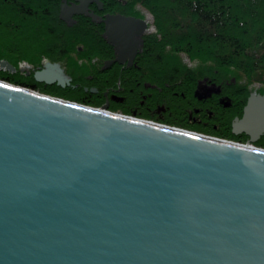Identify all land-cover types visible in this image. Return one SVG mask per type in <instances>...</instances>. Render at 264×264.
Returning a JSON list of instances; mask_svg holds the SVG:
<instances>
[{
	"label": "water",
	"instance_id": "95a60500",
	"mask_svg": "<svg viewBox=\"0 0 264 264\" xmlns=\"http://www.w3.org/2000/svg\"><path fill=\"white\" fill-rule=\"evenodd\" d=\"M165 127L0 83V264H264V149Z\"/></svg>",
	"mask_w": 264,
	"mask_h": 264
},
{
	"label": "rangeland",
	"instance_id": "374dc122",
	"mask_svg": "<svg viewBox=\"0 0 264 264\" xmlns=\"http://www.w3.org/2000/svg\"><path fill=\"white\" fill-rule=\"evenodd\" d=\"M58 1L60 0H53L51 1L49 4L50 6L53 7V17H52V21L54 23L57 24V26H55L56 28H58L61 32L62 29H65V27H63L65 25V23L59 21V3L56 4ZM124 1H131L132 3H134L136 5L135 8H137L138 13L140 18L142 19L143 22L146 23V25L152 24L151 27L148 29V31H150L153 34H159L158 29L156 28L155 25V17L153 15L152 10H148L145 6V4H143V2L140 0H124ZM238 5H241L240 0L238 2ZM134 8V9H135ZM111 13V12H109ZM113 13V12H112ZM132 13V11H131ZM131 13H129V15H131ZM133 14V13H132ZM110 16H114V15H122L124 17V14H109ZM136 16V15H135ZM137 17V16H136ZM135 17V18H136ZM139 18V17H138ZM139 18V19H140ZM247 23L249 24L248 26H250L249 20H246ZM17 22V21H14ZM170 24L168 25L169 28V32H172V34L174 35L175 31L180 30L182 28L181 25H179V23H177V27L174 26L175 22L174 20L169 22ZM0 27H2V25L0 24ZM173 27V28H172ZM14 25H10L9 29L12 30L9 33L7 32L8 36L2 37L0 38V49H2V51H0V59H2V56L7 57L8 59L6 60H0L1 61H6L9 64H11L16 70L18 69V74L15 75H9L4 73L5 75L0 74V79L4 80L3 78H5L6 80L11 79L12 82L11 83L12 86L14 87H18V83L17 82H23L26 79V73L22 74L20 73V69H30V67L36 69L38 67L43 68L45 65L47 64H58L60 66V68H64L66 70V73L68 76H66V79L68 81H64V86H58V84H55L51 87H48L47 89L44 88L43 85H39L36 88V91L44 94V95H48L50 97L56 98V99H60L63 101H68V102H73V103H77L78 105H82L88 108H104L107 107L108 111H111L113 114H118V115H122V116H127V117H133L139 120H144V121H148V122H152L155 123L157 125H162V126H166L169 128H173V129H178V130H183L186 132H190V133H194V134H198V135H202L205 137H209V138H214V139H219V140H225V141H229V142H236V143H242V144H249L252 143V145H254L257 148H261L264 149V135H262L258 140H256L255 142H252V138L247 135V136H234L233 132V123L232 122V118H234L235 116L239 115L238 117L242 116V113L239 112L238 114L233 115L229 120H219V119H215V118H209L205 117V118H200L201 116L200 114L195 113V111H193L196 106L195 105H191L189 106L190 109V113H186L184 114V116H186L187 118L183 117V116H167V115H158V114H154L150 113L149 115H146L147 117H143V115L145 114H141V115H133L130 112H127L126 110H124L122 107H120L117 104H111L110 103V95H107L106 97H104V93H106V89L103 88V90L101 91L103 94H101V96L99 98H90L87 99L86 94L83 90H84V86H82V81L85 79V74L90 73V62H91V58L90 54H88L87 56L83 53V52H79V50H81V48H85L87 47L86 44L88 45V40H86V37H83L81 35V39L77 40V38L75 37L74 40H77L74 43H69L68 45H66V40L65 38L67 37H57L55 44L58 45L57 48L49 50L46 48H44V44H40L35 43V42H28L29 39H27V41H25L24 37L22 39V34L20 31H15L14 32ZM247 29H249V31L251 33L253 32L251 31L250 27H246ZM147 31V30H146ZM174 31V33H173ZM21 35H20V34ZM75 33V29H72L71 34ZM145 33V32H144ZM167 33V32H166ZM165 33V35H166ZM27 35L29 36V33H27ZM32 36V35H31ZM144 36V34L142 35ZM22 40H24V46L23 51L26 52V55L24 57V59H22V56L20 55H11L8 54V50H6L7 47H10V49L14 50L16 49L18 46H20V44L22 43ZM141 49L139 48L140 53L143 54L140 57V60H138L139 66L142 68V74L143 71L144 73L146 72L148 76H146L144 74V83H148L147 85H150L153 82L154 77H152L151 74H149L148 69L150 68L149 65V61L150 62L154 61L156 55L158 54V52L161 51L162 48H157V47H153L151 49H147L146 48V42L147 40H143V38H141ZM65 42V44L63 43ZM68 42V41H67ZM64 44V45H63ZM157 44H159L157 42ZM154 46V45H153ZM66 47V48H65ZM250 47V45H249ZM248 47V49H249ZM26 48V49H25ZM168 49L171 50V48L173 49V47H167ZM256 49V45L253 47ZM9 49V48H7ZM67 51V55L63 56L62 55V50ZM179 55H177L175 58L174 57H168L170 55H174V54H170L167 55L168 59H167V63H170L169 66H167V64L165 66H162V70L159 71L157 66L153 65V71H157L159 72V75L161 74H165L167 76L173 77L172 82L168 83L170 86L167 85H163L160 83V85H158L160 88L162 89H168V90H172L171 92V96L173 97H179L177 98V100H180V97L182 96V94L188 98L191 96L192 100H205L208 98H211L212 93H210L212 90L210 89V87L207 85V81L210 80H215L216 82L219 84V86L223 85L225 82L231 83V81H234V85L235 88L238 87V85H241L242 83H244V85H248V90L244 93H242V95H231L229 93V91L227 93L229 94H221L222 99L220 100H244V105L245 107L248 105L249 103V99L251 98L252 95H259V96H264V81L263 80H257L254 82L249 83V81L245 78V75H242L240 73V70H238L237 68V63L238 61V57L232 58V61L230 62V64H228V60L222 61L221 59H219L218 57H215V55L212 54H204L198 57H191L189 54H187L186 52H182V53H178ZM165 55V53H164ZM20 56V57H19ZM13 58V59H12ZM15 59H21L22 61L20 62V60L18 61V63L16 64L15 62H10L9 60L11 59L12 61H14ZM135 61L134 59H131L130 61H128V66H132L133 63ZM256 61V60H255ZM264 61V60H257V63H260ZM62 62V64L60 63ZM61 65H60V64ZM44 69V68H43ZM43 69H41L40 71H42ZM78 71V72H75ZM176 71H179L178 73H176ZM66 73L64 75H66ZM176 73V74H175ZM192 73V74H190ZM221 73V74H220ZM214 74V75H212ZM220 74V75H219ZM9 75V76H7ZM89 75V74H88ZM189 75L193 76L192 79H189ZM219 75V77H218ZM7 76V77H6ZM82 76L81 80H78L79 77ZM33 79V77H31ZM74 79V82H72V79ZM191 81V82H190ZM248 83V84H247ZM191 84V86H190ZM173 86V87H172ZM111 87V86H110ZM171 87V88H170ZM28 89V88H27ZM96 88H94L95 90ZM187 89L190 91V93H188L186 95ZM206 89H209L208 91H206ZM218 93L220 92L221 87H218ZM88 90V89H87ZM141 92L144 93V96L147 95L148 91L145 90L144 86L142 85L141 87ZM90 91V89H89ZM118 91V90H116ZM151 93V92H150ZM203 93L206 95L205 97H203ZM115 97H118L119 94L118 93H113L112 94ZM165 95V93H164ZM163 95V97H164ZM229 95V96H227ZM231 95V96H230ZM218 96H216V100H218ZM86 97V99H85ZM166 98V97H165ZM88 100H94L91 102H87ZM96 100H99L96 102ZM175 103V101H174ZM243 105V106H244ZM174 107H176V105H174ZM215 108L217 110H221L223 107L219 104H217L215 106ZM264 109V107H263ZM122 110V111H120ZM245 110V109H244ZM222 111V110H221ZM219 111V112H221ZM244 115V113H243ZM179 117V118H178ZM216 117V116H215ZM199 121H204V124L201 123V125H198L197 123H199ZM223 122V123H222ZM256 123H260V120H256Z\"/></svg>",
	"mask_w": 264,
	"mask_h": 264
},
{
	"label": "trees",
	"instance_id": "16d2710c",
	"mask_svg": "<svg viewBox=\"0 0 264 264\" xmlns=\"http://www.w3.org/2000/svg\"><path fill=\"white\" fill-rule=\"evenodd\" d=\"M51 1L53 0H0V24L2 25L0 38L8 36L7 32L12 33L9 26L14 25V32L20 31L22 39L24 37L25 41L29 39L28 42L35 43L38 41V43L44 44V48L47 46L49 50L58 47L55 44L57 37L67 36L65 38L66 45L80 40L79 33L81 31L75 30V33L71 34L72 29L65 25L62 32L55 27L57 24L52 21L53 7L49 4ZM141 1L148 10H152L159 32L158 35L154 34L153 38L146 39V48H162L154 61L148 60L149 74L152 75L153 65L157 66L159 71L162 70V66L166 64L169 66L168 57L175 58L179 55L178 53L186 52L191 57L209 53L220 57L219 59L222 61L228 60V64L232 58L238 57L240 61L237 63V68L242 75H245L249 83L257 80L264 81V61L261 64L256 62L264 60V0H240L241 5H238L239 0ZM171 20H174L175 27H177V23L182 26L175 33L173 31L174 35L169 32L168 28ZM246 20H249L250 26ZM246 27H250L252 32L256 31L251 33ZM75 37L77 40H74ZM23 42L24 40L14 50L7 47L9 48H6L8 54L20 55L24 59L26 52L22 49ZM65 42L63 43L65 44ZM255 45L256 49L253 48ZM167 47H170L171 50ZM67 54L65 49L62 50L63 56ZM167 55L170 56L167 57ZM5 59L8 58L2 56L0 60ZM19 60L22 61L15 58L14 61L11 59L9 61L17 64ZM178 72L176 71V73ZM189 78L192 79L193 76L189 75ZM7 81L12 82L11 79ZM17 83L20 86L36 90V87L26 85L25 81ZM248 87L242 83L236 88L235 86L231 88L229 93L233 96L242 95L244 92L248 93Z\"/></svg>",
	"mask_w": 264,
	"mask_h": 264
},
{
	"label": "flooded vegetation",
	"instance_id": "af4514ba",
	"mask_svg": "<svg viewBox=\"0 0 264 264\" xmlns=\"http://www.w3.org/2000/svg\"><path fill=\"white\" fill-rule=\"evenodd\" d=\"M58 3H59V13H58L59 21L65 23V25L71 29L74 28L76 31L78 30L81 31L82 34L79 33L80 34L79 37L81 38L82 35L83 37H86V40H88L89 42L88 45L86 44L87 47L81 48V50H79V52H83L86 56L90 54L88 56H90L91 58L90 73H88L89 75L85 74L86 76L84 80H81L82 76L79 77L78 79L82 81L81 82L82 86H84L83 91L86 94H88L86 95L87 99H90L92 97L96 98V96L97 98H99L101 94H103L101 91L104 88L106 89V93H104V97L110 95L111 104H117L120 107H122L124 110L130 112L133 115L145 114L143 115V117H147L146 115L153 113V115L158 114L163 116L164 114L167 116L169 115L170 117L181 115L187 118L186 116H184V114L190 111L189 106L195 105L196 108L193 111L201 115L199 119L202 117L205 118L209 116V118H215L219 120L223 119V121L224 120L227 121L233 115L238 114L239 112L242 113V116L240 117H238L239 115L235 116L234 118H232V122L235 121L236 119H242L245 109L244 100H231V99L220 100L222 99L221 94L224 93L225 95L231 88L235 86L234 81H231V83L225 82L222 86L221 85L219 86V84L216 82V79L215 80L209 79L207 81V85L212 90L206 89V91L208 90L211 91L210 92L212 93L211 98L205 100H192L191 96L188 98V96L185 97L182 94L180 100H177V98L179 97L171 96L172 90L162 89L158 86L160 85V83L163 85L170 86L168 83L172 82L173 77L167 76L165 74L159 75L158 70L157 71L151 70L152 75L154 77L153 82L150 85H147L148 83H144L143 80L144 74L146 76L148 75L146 72L144 73V71L142 74V68L139 66L138 63V60H140V57L143 54V51L142 53H140L139 49L136 50V54L134 57L135 61L132 66H128L127 63L128 61L123 63H119L116 61V49L106 39L105 36L107 31L105 20L108 16H110L109 14L111 15L124 14L127 17H124L122 15H114V16H122L127 19H133L135 20V22L136 21L143 22L139 16L140 13H138L137 8H135L136 5L131 1L89 0L85 3V8H86L85 13L72 15L71 18L73 23L71 25H69L60 18L62 7L66 6L68 8H71V7L80 6L82 5L81 0H65V1L60 0L56 4ZM131 11L133 14L131 13ZM129 13H131V15H129ZM146 30L147 31H145L144 36L140 35L137 38V41H140L141 38H143V40H146L148 38H153V33H150L148 29ZM60 63L62 64V62ZM41 69L40 67L36 69L30 67L29 70L31 73L36 74ZM62 69L64 70V73H66V70L64 68ZM65 76H68L67 73ZM71 79L72 82H74V79L73 78ZM25 82L26 85L36 88L39 85H43L45 89L55 84H58V83L46 84V83L38 82L35 80V75L33 76V79L31 77H28L27 75ZM142 85L144 86L145 90L148 91L146 96H144V93L141 92L140 90ZM58 86H62V85L58 84ZM218 87H221L219 93L217 89ZM94 88L96 89L94 90ZM113 93H118L119 96L115 97L112 95ZM184 93H186L187 95L188 93H190V91L187 89V91ZM217 95H219L218 100H216ZM205 96L206 95L203 93V97ZM91 101L94 100H88L87 102H91ZM97 101L99 100H96V102ZM217 104L223 107L221 109L222 111L217 110L215 108ZM174 105H176V107H174ZM201 123L204 124V121H199V123L197 124L201 125ZM233 134L235 137L247 136V134L245 133H241L237 135L233 132Z\"/></svg>",
	"mask_w": 264,
	"mask_h": 264
},
{
	"label": "bare ground",
	"instance_id": "6f19581e",
	"mask_svg": "<svg viewBox=\"0 0 264 264\" xmlns=\"http://www.w3.org/2000/svg\"><path fill=\"white\" fill-rule=\"evenodd\" d=\"M87 1H89V0H81L82 5L77 6V7H71V10L69 11V13L71 14L70 16H72L74 14H78V12H77L78 10H72L75 8H78L81 10L85 9L84 12H81V14L85 13V11H86L85 3ZM89 16H90V14H89ZM121 17L122 16H108L105 20V24L107 26V31H106L105 36H106V39L115 47V49H116V61L119 63L130 61L131 59H134L135 54H136V50L139 49V43L137 41V38L139 37L140 32H141V25L140 24L130 22L128 20H125L127 18L123 19L124 17L123 18H121ZM60 18H61V15H60ZM151 25L152 24L148 23L147 28L149 29L151 27ZM66 27H68V26H66ZM10 66H12V65L10 64ZM1 67L2 68L0 69V74H2V75H5L4 73H6L9 75H15L16 76L19 72L18 69L16 70V72L8 71L9 66H7V65H5V66L2 65ZM60 70L62 71L63 78H64V74H65L64 70L62 68H60ZM43 71H44V73H43ZM39 72H42V76H43L42 80L43 81H45L46 79L59 80V81L63 79L61 76V73L58 70L51 69L46 65H45L44 69L42 71H39ZM20 73H22V74L26 73V75H25L26 78H27V75H28V77H33L35 75V80L36 81H38V79L40 80L39 77H38V79H36V74L38 72L36 74L35 73L33 74L30 72L29 69H20ZM9 75H7V76H9ZM38 82H40V81H38ZM45 82H42V83H45ZM0 83L11 85V83H9L7 80H2V79H0ZM18 87L25 89V90H30V92L38 94L41 97L43 96V97H47V98L54 99V100H60V99L50 97L48 95L41 94V93L37 92L36 90H33L30 87H24V86H20V85H18ZM61 101H63V100H61ZM63 102L73 104V105H78L77 103H73V102H68V101H63ZM255 103L258 104L257 100L255 101ZM91 109L95 110L97 112H100V113L106 112V113H109L111 115L113 114L111 111L107 110V107H106V109H103V108L102 109L101 108L100 109L99 108H94V109L91 108ZM129 118H133V117H129ZM165 128L170 129L168 127H165ZM219 142H226V143H232L235 145L237 144V145H241V146H247V147H250L253 149H261V148L255 147L254 145H252V143L242 144V143H236V142H229V141H225V140H220Z\"/></svg>",
	"mask_w": 264,
	"mask_h": 264
}]
</instances>
